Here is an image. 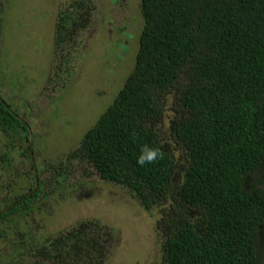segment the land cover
<instances>
[{"label": "trees", "instance_id": "trees-1", "mask_svg": "<svg viewBox=\"0 0 264 264\" xmlns=\"http://www.w3.org/2000/svg\"><path fill=\"white\" fill-rule=\"evenodd\" d=\"M7 1L0 0L1 54ZM69 7L56 24L57 51L90 26L91 18H77L96 3ZM140 7L134 69L63 160L39 159L28 113L0 88L6 263L107 264L119 239L101 218L75 221L55 243L38 238L61 203L76 204L72 195L98 179L129 191L157 220L162 247L153 264H264V0H141ZM144 145L161 158L137 164Z\"/></svg>", "mask_w": 264, "mask_h": 264}, {"label": "rangeland", "instance_id": "rangeland-1", "mask_svg": "<svg viewBox=\"0 0 264 264\" xmlns=\"http://www.w3.org/2000/svg\"><path fill=\"white\" fill-rule=\"evenodd\" d=\"M76 1L91 0H8L3 12L0 88L15 94V103L28 113L32 133L41 140V161L59 162L82 142L124 86L140 46L141 0H94L95 10L90 7L77 18L80 22L91 18L90 26L85 31L77 29L70 37L73 41L57 51L59 15ZM124 26L130 30L122 31ZM96 180L72 195L76 204L61 203L55 216L44 220L38 230L40 241L55 243L62 237L60 232L75 221L101 218V223L115 228L119 239L111 246L107 264L160 260L157 220L126 189ZM0 264L9 263L0 257Z\"/></svg>", "mask_w": 264, "mask_h": 264}, {"label": "clouds", "instance_id": "clouds-1", "mask_svg": "<svg viewBox=\"0 0 264 264\" xmlns=\"http://www.w3.org/2000/svg\"><path fill=\"white\" fill-rule=\"evenodd\" d=\"M161 156L162 153L158 148L144 145L141 147L139 155L137 156V164L140 166H144L146 164L150 165L155 163L159 158H161Z\"/></svg>", "mask_w": 264, "mask_h": 264}, {"label": "crops", "instance_id": "crops-1", "mask_svg": "<svg viewBox=\"0 0 264 264\" xmlns=\"http://www.w3.org/2000/svg\"><path fill=\"white\" fill-rule=\"evenodd\" d=\"M127 28H128L127 26H124L123 29H122V31L126 32L127 31Z\"/></svg>", "mask_w": 264, "mask_h": 264}, {"label": "water", "instance_id": "water-1", "mask_svg": "<svg viewBox=\"0 0 264 264\" xmlns=\"http://www.w3.org/2000/svg\"><path fill=\"white\" fill-rule=\"evenodd\" d=\"M37 174V173H36ZM5 211V210H2V212ZM1 213V212H0Z\"/></svg>", "mask_w": 264, "mask_h": 264}]
</instances>
